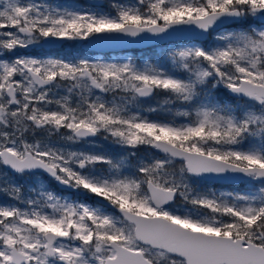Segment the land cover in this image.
I'll list each match as a JSON object with an SVG mask.
<instances>
[{
  "label": "snow or ice",
  "instance_id": "1",
  "mask_svg": "<svg viewBox=\"0 0 264 264\" xmlns=\"http://www.w3.org/2000/svg\"><path fill=\"white\" fill-rule=\"evenodd\" d=\"M107 7L0 0V264H264V0Z\"/></svg>",
  "mask_w": 264,
  "mask_h": 264
},
{
  "label": "rangeland",
  "instance_id": "2",
  "mask_svg": "<svg viewBox=\"0 0 264 264\" xmlns=\"http://www.w3.org/2000/svg\"><path fill=\"white\" fill-rule=\"evenodd\" d=\"M46 2L53 3V4H71L73 2V0H46ZM78 2L83 4V5H88L87 0H78ZM104 7H105V10L107 11L108 10L107 0H105ZM166 46H163V47H166ZM160 50H161V47H156V48H152V49H149L146 51H129V52L121 53V54L98 56V55H96L97 53H95V52L86 51L83 48L77 46V47H69V48L61 49L57 54L64 56V57L85 56V57H99V58H103V59H109V58H114V57H123L125 55L130 56V57L156 59L157 53ZM98 150H109V146L107 144L100 143L98 145ZM212 187L216 191H243L245 189V185H242L240 187V189H234V190H230L228 188H225L222 186H217V185H212ZM3 199L4 198L2 196H0V201H2Z\"/></svg>",
  "mask_w": 264,
  "mask_h": 264
},
{
  "label": "water",
  "instance_id": "3",
  "mask_svg": "<svg viewBox=\"0 0 264 264\" xmlns=\"http://www.w3.org/2000/svg\"><path fill=\"white\" fill-rule=\"evenodd\" d=\"M100 2V0H87L88 4L91 3H97ZM103 3H105V0H103ZM166 45L160 44V45H151V44H118V43H113V44H103V45H94V46H89L86 48H83L86 51H91L95 52L99 55H110V54H120L128 51H145L149 50L152 48L156 47H163ZM217 186H223L226 188H239L242 186V184L239 183H231V182H225V183H217L214 184Z\"/></svg>",
  "mask_w": 264,
  "mask_h": 264
},
{
  "label": "flooded vegetation",
  "instance_id": "4",
  "mask_svg": "<svg viewBox=\"0 0 264 264\" xmlns=\"http://www.w3.org/2000/svg\"><path fill=\"white\" fill-rule=\"evenodd\" d=\"M105 4V3H104ZM96 55H98V56H102V55H99V54H96ZM103 56H106V55H103ZM229 189V188H228ZM234 189H240V187L239 188H233V189H231L230 188V190H234Z\"/></svg>",
  "mask_w": 264,
  "mask_h": 264
}]
</instances>
